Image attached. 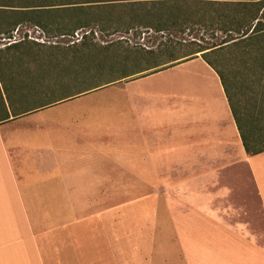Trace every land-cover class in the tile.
<instances>
[{"label":"crops","instance_id":"obj_1","mask_svg":"<svg viewBox=\"0 0 264 264\" xmlns=\"http://www.w3.org/2000/svg\"><path fill=\"white\" fill-rule=\"evenodd\" d=\"M205 63V89L137 91L110 124L68 104L165 69L0 121V264H264V151Z\"/></svg>","mask_w":264,"mask_h":264},{"label":"trees","instance_id":"obj_2","mask_svg":"<svg viewBox=\"0 0 264 264\" xmlns=\"http://www.w3.org/2000/svg\"><path fill=\"white\" fill-rule=\"evenodd\" d=\"M28 22L56 36L82 31L83 38L0 47V121L201 55L221 78L246 151H264V0H0V37L12 38ZM188 30L202 34L174 38ZM144 32L168 38L147 46L125 37ZM97 34L120 37L100 42ZM53 70L57 88L45 82Z\"/></svg>","mask_w":264,"mask_h":264},{"label":"rangeland","instance_id":"obj_3","mask_svg":"<svg viewBox=\"0 0 264 264\" xmlns=\"http://www.w3.org/2000/svg\"><path fill=\"white\" fill-rule=\"evenodd\" d=\"M84 32H80L79 38L74 35H62V36H56L52 33H47L44 31L41 27L34 25L33 23H24L19 25L16 30L13 33V36L11 39L17 38L18 40L28 39L40 44H43L45 46H52V45H58V46H68L73 43L75 40L76 42L82 40ZM201 32L198 31H186L183 34H176L174 38L179 41H186L190 40L194 37L199 38L201 36ZM221 33L219 34V36ZM31 36L33 38H31ZM119 35H115L112 37L106 36L104 34H97V40L100 42H105V40L108 39H117L119 38ZM127 39L129 40V43L136 44V43H143L147 46H155L159 43L161 40H165L168 38L166 34H158L154 32H144L143 34L139 35H133L132 33L129 35H126ZM79 39V40H76ZM9 38L0 37V47H4L9 42ZM30 58L26 60V63L30 62ZM30 68H33V65H29ZM40 68V67H39ZM34 70H37V66H34ZM40 73L43 72L42 69L39 70ZM208 66L205 63V61L201 58V56H198L197 58L191 59L190 62H185L184 64L180 66H176L174 68H168L167 70L162 72L163 76L162 78H158L155 80H147L144 82H140L138 84H135L133 86H126L122 87V89L119 91L116 87H110L105 90H101L98 92H95L93 94L86 95L80 100L70 102L68 106H84V107H98V108H104V113H101L102 118L105 119V122L107 124L112 123V116H113V109L115 107H121L123 102L121 100L127 99L130 96L136 98L135 93L137 91H148V90H161L165 92L168 96L174 91H200L206 88V80L200 77V75H204L209 73ZM58 71L53 70L51 74L46 78L45 82L54 85L55 88H57L58 80H60V76L57 75ZM63 73H61L62 76ZM141 73H138L137 76ZM69 76H73V74H68L66 76H62L61 78H69ZM242 81H240V84ZM242 86H240L241 88ZM243 88V87H242ZM244 97V95H243ZM120 99V101H118ZM231 107V106H230ZM5 112L3 110H0V116H3ZM254 117V116H253ZM251 117V119L253 118ZM253 121V120H252ZM255 121V120H254ZM257 126V122H254ZM104 138L105 140H111L112 137V131L110 129H106L104 131ZM249 187L251 189L252 184L249 183ZM137 200H141L144 197L143 193H137L136 195ZM128 199V195L124 198V195H122V200ZM139 215V210L136 211Z\"/></svg>","mask_w":264,"mask_h":264},{"label":"built area","instance_id":"obj_4","mask_svg":"<svg viewBox=\"0 0 264 264\" xmlns=\"http://www.w3.org/2000/svg\"><path fill=\"white\" fill-rule=\"evenodd\" d=\"M80 32L81 31H77L76 33H75V35L79 38V36H80ZM31 38H33L32 36H31ZM10 40H9V42H8V44H10V43H12V42H17V41H19L17 38H15V39H11V38H9ZM76 40H79V39H76ZM73 42H75V40L73 41Z\"/></svg>","mask_w":264,"mask_h":264}]
</instances>
